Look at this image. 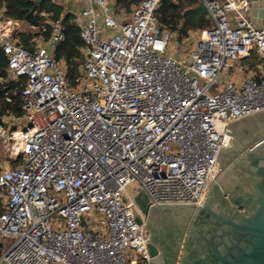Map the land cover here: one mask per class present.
Masks as SVG:
<instances>
[{"label": "built area", "instance_id": "2783aa9c", "mask_svg": "<svg viewBox=\"0 0 264 264\" xmlns=\"http://www.w3.org/2000/svg\"><path fill=\"white\" fill-rule=\"evenodd\" d=\"M75 1V86L56 59L61 21L26 47L0 6L7 80H26L23 114L0 117V264H148L136 195L198 206L230 130L264 112V26L248 0H201L210 26L183 41V59L161 28L163 0H141L127 20L115 0Z\"/></svg>", "mask_w": 264, "mask_h": 264}, {"label": "water", "instance_id": "95a60500", "mask_svg": "<svg viewBox=\"0 0 264 264\" xmlns=\"http://www.w3.org/2000/svg\"><path fill=\"white\" fill-rule=\"evenodd\" d=\"M248 1L252 22L263 27L264 0ZM136 201L148 264H264V119L247 138L230 130L198 206L150 207L144 191Z\"/></svg>", "mask_w": 264, "mask_h": 264}, {"label": "trees", "instance_id": "16d2710c", "mask_svg": "<svg viewBox=\"0 0 264 264\" xmlns=\"http://www.w3.org/2000/svg\"><path fill=\"white\" fill-rule=\"evenodd\" d=\"M140 1L115 0V11L116 9L131 10ZM200 5L201 0H178L177 2L163 0L158 11L161 28L173 33L178 42L187 39L192 32L207 29L210 26V19ZM0 6L4 10L3 15L6 20L37 28V33L15 34V38L26 47L30 46L32 38L39 35L44 27L50 30V23L61 21L65 39L56 50V59L67 66L69 84L77 85L81 78L80 66L83 62L84 44L75 15L65 12L63 5L55 0H0ZM7 68L8 58L0 47V117L6 115L18 117L23 114L20 94L26 80L23 78L20 82H9ZM2 212L3 200L0 197V214Z\"/></svg>", "mask_w": 264, "mask_h": 264}, {"label": "rangeland", "instance_id": "374dc122", "mask_svg": "<svg viewBox=\"0 0 264 264\" xmlns=\"http://www.w3.org/2000/svg\"><path fill=\"white\" fill-rule=\"evenodd\" d=\"M138 5V4H137ZM136 6V5H135ZM132 7L131 10H126V9H116L115 13L118 14L120 17H123L124 19H130L131 17V14H132V11L134 9V7ZM64 7V6H63ZM65 12L69 11V8H65ZM10 27H13V25H11ZM17 30V31H16ZM13 33L12 35H15L16 33L18 32H23V33H29V28L27 25L23 24V23H20L19 24V28H17ZM194 33V32H193ZM191 33V34H193ZM17 39V38H16ZM179 45H176V49H173L175 50L174 52L176 53V55L180 58V59H183L186 55H187V45L183 44V41L182 42H178ZM192 44V43H191ZM227 78H229V76H227L226 74H224L222 76V79H221V83L226 80ZM1 164L4 166V167H9L12 165V161H10L8 158L6 157H2L1 158ZM129 192L134 194L137 190H138V185L136 183L132 184L131 186H129L128 188ZM0 197L2 198V200L4 199L3 198V192L0 191Z\"/></svg>", "mask_w": 264, "mask_h": 264}, {"label": "flooded vegetation", "instance_id": "af4514ba", "mask_svg": "<svg viewBox=\"0 0 264 264\" xmlns=\"http://www.w3.org/2000/svg\"><path fill=\"white\" fill-rule=\"evenodd\" d=\"M263 119L264 116L261 115L243 119L234 125L233 131L237 136L247 138L252 136L257 129V122Z\"/></svg>", "mask_w": 264, "mask_h": 264}, {"label": "crops", "instance_id": "0c3cea01", "mask_svg": "<svg viewBox=\"0 0 264 264\" xmlns=\"http://www.w3.org/2000/svg\"><path fill=\"white\" fill-rule=\"evenodd\" d=\"M55 1L58 2L59 4H62L65 8L68 7L69 11L67 12H72L75 14L77 13L79 7H81L79 1H75V0H55Z\"/></svg>", "mask_w": 264, "mask_h": 264}, {"label": "bare ground", "instance_id": "6f19581e", "mask_svg": "<svg viewBox=\"0 0 264 264\" xmlns=\"http://www.w3.org/2000/svg\"><path fill=\"white\" fill-rule=\"evenodd\" d=\"M1 27H2V29H4V32H7V30H8L7 26L3 25Z\"/></svg>", "mask_w": 264, "mask_h": 264}]
</instances>
